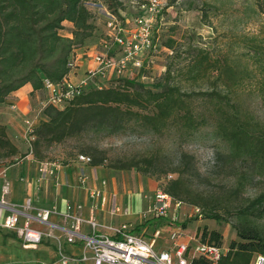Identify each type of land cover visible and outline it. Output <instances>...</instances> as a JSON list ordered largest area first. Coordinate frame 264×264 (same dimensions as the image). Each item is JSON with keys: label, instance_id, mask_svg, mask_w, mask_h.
<instances>
[{"label": "rangeland", "instance_id": "1", "mask_svg": "<svg viewBox=\"0 0 264 264\" xmlns=\"http://www.w3.org/2000/svg\"><path fill=\"white\" fill-rule=\"evenodd\" d=\"M146 1L122 0L124 9L119 20L125 32L136 29L135 18L145 13L140 4ZM160 1L163 8L154 19V45L144 55V68H131L124 77H138L140 82L153 86L164 75L167 65H171L174 81L183 90L229 92L243 119L250 121V127L256 131L264 129V12L259 7L262 0ZM86 5L94 13L97 23L93 38L84 47H95V53L117 49L110 35L112 30L107 16V11L113 12L106 1L86 0ZM64 24L61 33L71 36L72 24ZM170 39L174 40L173 49L166 46ZM201 49L204 51L202 55L207 58L194 72L191 64L201 54ZM141 73H144L142 77ZM117 77L100 78L98 81L103 87H108ZM215 103L202 96L191 100L194 111L207 116V120L198 124L199 128L195 131L171 123L163 133H155L141 123L131 122L117 133L89 130L63 144H54L47 152V159L64 167L76 164L79 167L77 180L83 185L80 172L86 171V165L77 159L78 155L87 153L102 157L104 164L93 166L92 170L94 184L101 195L107 197L106 202L102 203L100 198L94 200L88 190L90 206H95L100 227L109 232L122 223L128 228L141 225V229L135 231L149 238H153L154 229L161 230L156 238L157 251L171 245V228L159 220L162 218L158 217L163 216L155 211L157 195L159 191L168 193L169 182L179 176L183 177L186 185L182 195L186 196V191L194 190L201 193L205 200H199L200 204L196 205L186 198L181 200V205L174 212L171 206L167 216H164L171 222L168 224L170 227L182 228L186 219L196 216V208L217 211L227 220L217 222L199 217L185 228L187 239H199L197 230L203 227L219 231L222 234L221 244L226 247L234 240H241L238 227L257 228L264 235V213L259 217L246 213L252 201L264 193V138L248 142L253 152L247 151V145L239 149L232 141L225 140L227 135H220L217 130L218 119L214 111L219 109V104ZM40 109L43 111L44 107ZM37 113L38 109L35 116ZM31 139V135L18 137L16 142L11 139L19 148V154L14 158L0 157V168L24 159L31 151ZM144 156L157 160L154 169L174 171L157 176L145 174L136 167L127 170L111 167ZM141 167L146 166L141 164ZM53 184L56 189L61 183L58 180ZM189 197L196 200L193 195ZM152 218L154 220L148 225L144 224ZM14 238L19 242L18 238ZM197 242L191 240L189 243L195 246ZM47 245L49 247L38 245L36 249L17 245V264H35L37 255L29 254L27 250L39 253L42 264L60 261L57 241L50 239ZM70 264L86 262L73 261Z\"/></svg>", "mask_w": 264, "mask_h": 264}, {"label": "trees", "instance_id": "2", "mask_svg": "<svg viewBox=\"0 0 264 264\" xmlns=\"http://www.w3.org/2000/svg\"><path fill=\"white\" fill-rule=\"evenodd\" d=\"M105 1L116 16L122 17V0ZM259 7L264 12V0L259 2ZM65 22L72 24L71 36L66 37L61 33ZM96 23L95 15L86 5V0H0V103H4L12 92L27 83L34 90L44 89L46 78L60 83L70 73L69 63L77 53L76 50L82 49L93 38ZM173 43L174 40L170 39L166 46L173 49ZM200 52L191 64L194 72L207 58L202 55V49ZM143 75L141 73L140 77ZM200 96L219 104V109L214 111L217 114L219 134L227 135L224 136L225 140L232 141L237 148L247 145V151L253 152L248 142L254 138L263 139L264 129L256 131L250 127V121L243 119L239 108L232 102L231 93L219 90L185 91L175 83L171 65H167L164 75L153 86L140 82L138 77H121L108 87H91L62 108L45 106V119L31 133L34 138L30 152L38 162H53L47 159V152L54 144H63L89 130L104 134L117 133L131 122L141 123L155 133H163L171 123L195 131L199 128L198 124L207 120L204 113H196L191 107V100ZM18 154L19 148L7 134L6 126L0 124V157L14 158ZM81 154L91 157L90 166L104 164L102 157ZM156 161L144 156L111 167L126 170L136 167L145 174L157 176L174 171L154 169ZM141 164L146 167H141ZM182 180L183 177L179 176L171 180L166 188L167 194L176 199L174 201L181 203V200L187 198L199 205V200H205L201 193L194 190L186 191V196L182 195V189L186 187ZM192 195L196 200L189 197ZM246 213L255 217L264 213V193L252 201ZM201 218L227 221L211 209L202 211ZM197 219L199 215L186 219L182 223L183 229ZM152 220L154 218L144 224L148 225ZM139 229L141 225H136L133 230ZM237 233L241 240L232 241L218 262L213 263L198 256L191 264H252L257 255L264 257V235L257 228L238 227ZM196 235L202 242L221 245L222 234L214 228L211 231L207 227L198 228Z\"/></svg>", "mask_w": 264, "mask_h": 264}, {"label": "built area", "instance_id": "3", "mask_svg": "<svg viewBox=\"0 0 264 264\" xmlns=\"http://www.w3.org/2000/svg\"><path fill=\"white\" fill-rule=\"evenodd\" d=\"M145 9V13L135 18L136 29L125 32L119 18L107 11L108 24L111 27L110 33L117 52L108 49L104 52H97L92 55L95 66L87 72V75L75 82L71 80L70 73L60 82L56 83L49 79L44 80V89L47 91V99L43 107L53 105L64 107L71 103L77 96L85 93L91 87L103 88L98 79L118 76L116 79L126 76L131 68L143 70L145 65L144 55L151 50L154 45V19L162 10L160 0H147L140 4ZM111 51V53L109 52ZM119 51V52H118ZM70 72L76 67V54L70 60ZM132 78V77H131ZM106 87V86H105ZM34 128L28 129V136ZM32 139L34 136H32ZM31 139V141H32ZM31 153V152H30ZM78 160L85 165L92 161L88 155L81 154ZM39 172L51 177L54 183L58 182V170L61 167L56 162H39ZM6 174L0 168V176ZM87 171L80 172V181L86 185L90 180ZM21 180H25L24 177ZM41 178H39V181ZM91 197L96 200L100 198L102 203L107 200L101 195L98 187L89 188ZM10 184L5 181L1 188L0 195V229H7L14 233L25 248H34L50 239L56 240L59 246V259L62 264H70L73 261L79 263L91 262V264H191L194 258L202 256L209 261L216 263L227 252L228 247L212 242H202L196 237L185 238V230L176 226L171 230V245L161 251L155 249L156 238L161 234V230H155L153 238L145 237L142 233L128 228L126 224H121L112 228L109 233H105L100 227L95 216V206L91 205V215L83 217L79 211L83 209L81 203L67 204V210L63 214L65 219L70 221V226L62 227L50 220L51 214L56 212L53 209L36 208L35 213L32 199H26L23 203H13L9 201ZM174 204L180 206L173 198L164 192L159 191L155 211L167 216L166 213ZM196 215L201 217V210L196 208ZM32 221H37L43 228L32 226ZM87 226V230H84ZM64 230V240L54 234V230ZM191 240L198 241L195 246L190 245ZM82 244L85 252L79 256H72L65 250V244ZM252 264H264V257L257 255Z\"/></svg>", "mask_w": 264, "mask_h": 264}, {"label": "crops", "instance_id": "4", "mask_svg": "<svg viewBox=\"0 0 264 264\" xmlns=\"http://www.w3.org/2000/svg\"><path fill=\"white\" fill-rule=\"evenodd\" d=\"M90 49L84 47L76 50V67L70 72L71 80L75 82L81 81V79L87 75V72L95 66V62L92 58V55L95 53V47ZM114 50L115 49H113V53ZM109 78H111V76ZM47 95L48 93L45 89L34 90L33 86L27 83L18 90L12 92L4 103H0V124L6 126L7 134L12 140L16 142L18 137L26 138L29 133L28 129L30 127H37L40 122L45 119L43 111L40 108L43 107L45 100L48 98ZM36 109H38V113L35 116ZM39 166L40 163L34 159L32 153H28L24 159L16 163L2 166L1 168L6 174L0 176V195L3 184L5 181H8L10 184L9 201L13 203H23L26 199L31 198L34 206L31 213H35L36 208L45 207L46 209H53L56 212L51 214L50 220L64 228L70 226V221L65 219L63 215L67 210V204L69 202L73 204L81 203L83 205V209L79 211L83 217H89L91 215L88 190L90 187L95 186L93 177L94 170H92L93 165H86L85 167L86 171L91 176L89 185L87 184L86 187L80 185L77 180L79 167L76 164L65 167L61 166L58 170V179L61 184L59 187H56V189L53 187V179L47 177L45 173L39 172ZM22 177H24L25 180H21ZM39 178H41L40 181ZM177 208V206L172 204L173 212L176 211ZM158 218H162L159 220L167 223L166 227L171 228V230L174 228L168 225L171 222L166 219V217ZM119 225L121 224H118V226ZM32 226L43 228L37 221H32ZM84 230H87V226H84ZM155 230L156 229L153 230V233ZM104 232L109 233L110 231ZM54 234L64 240L65 235L63 229L54 230ZM14 237L18 238L11 231L0 229V264H17L16 246L21 245L23 248L25 247L22 245L19 238L18 242ZM47 243H49V240L39 246L46 247L48 246ZM64 244L65 250L72 256H79L85 252L82 244ZM36 248L37 247L34 249ZM52 250L55 252L53 247ZM27 251L29 254L35 253V256L37 255L35 264H42V257L39 253L32 250ZM53 264L62 263L61 261H56L53 262ZM86 264H91V262L88 261Z\"/></svg>", "mask_w": 264, "mask_h": 264}]
</instances>
